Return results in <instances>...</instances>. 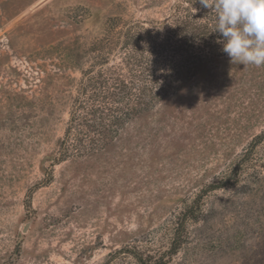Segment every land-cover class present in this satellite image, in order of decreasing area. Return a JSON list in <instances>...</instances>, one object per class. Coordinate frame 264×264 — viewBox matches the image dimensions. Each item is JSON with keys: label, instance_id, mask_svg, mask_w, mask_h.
Wrapping results in <instances>:
<instances>
[{"label": "rangeland", "instance_id": "374dc122", "mask_svg": "<svg viewBox=\"0 0 264 264\" xmlns=\"http://www.w3.org/2000/svg\"><path fill=\"white\" fill-rule=\"evenodd\" d=\"M177 1L0 0V264L166 258L183 217L167 264H264V66L226 55L107 151L56 161L91 43Z\"/></svg>", "mask_w": 264, "mask_h": 264}, {"label": "trees", "instance_id": "16d2710c", "mask_svg": "<svg viewBox=\"0 0 264 264\" xmlns=\"http://www.w3.org/2000/svg\"><path fill=\"white\" fill-rule=\"evenodd\" d=\"M215 25V12L203 7L199 0H178L163 19L130 20L120 25L115 34L108 33L109 28L114 29L113 24L106 25L107 33L85 51L89 52L87 64L78 68L81 74L56 161L107 151L137 120L186 93L201 71L212 69L218 59L227 55L223 43L218 42L222 37ZM71 67L75 68H68ZM257 139L264 141V131L255 136ZM230 183L233 182L221 181L210 186ZM184 218L176 222L166 258L143 257L128 247L115 253L123 250L140 264H167L183 242L179 230Z\"/></svg>", "mask_w": 264, "mask_h": 264}, {"label": "clouds", "instance_id": "9594fccd", "mask_svg": "<svg viewBox=\"0 0 264 264\" xmlns=\"http://www.w3.org/2000/svg\"><path fill=\"white\" fill-rule=\"evenodd\" d=\"M215 12V31L233 63L264 66V0H199Z\"/></svg>", "mask_w": 264, "mask_h": 264}]
</instances>
